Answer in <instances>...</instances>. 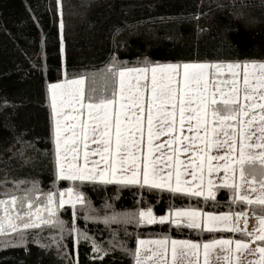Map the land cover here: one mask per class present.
Segmentation results:
<instances>
[{
  "label": "snow or ice",
  "instance_id": "6c2138e0",
  "mask_svg": "<svg viewBox=\"0 0 264 264\" xmlns=\"http://www.w3.org/2000/svg\"><path fill=\"white\" fill-rule=\"evenodd\" d=\"M55 3L59 10L61 0ZM59 28L63 56L62 19ZM222 39L231 43L227 33ZM137 63L127 66L113 54L100 73L101 87L95 77L69 73L67 68L62 78L47 85L52 183L71 182L72 186L59 190L57 203L56 192L43 190L35 180H16L11 187L6 179L0 181V235L23 240L27 230L50 226L57 230L58 238L53 239L57 254L68 264H79L75 253L81 242L90 244L93 260H102L115 245L101 247L76 224V206L88 204L81 191L87 184L135 186L149 193L196 197L198 202L203 198L206 205L209 201L215 205L218 190L225 189L232 194L229 207L241 210L217 214L170 206L169 214L155 216L151 207H142L130 214H106L104 222H167L178 229L183 224L208 234L229 232L242 237H137L134 248L119 242L133 264H201V255L203 264H210L217 248L225 253V261L234 258V252L248 249L259 255L254 264H264V60L160 63L144 57ZM14 139L19 147L9 150V159L29 163L25 149L31 145L22 135ZM65 205L73 208L69 221L57 215ZM248 206L261 210L256 217L259 227L251 230ZM242 219L243 228L239 227ZM253 243L256 247L250 249Z\"/></svg>",
  "mask_w": 264,
  "mask_h": 264
},
{
  "label": "trees",
  "instance_id": "16d2710c",
  "mask_svg": "<svg viewBox=\"0 0 264 264\" xmlns=\"http://www.w3.org/2000/svg\"><path fill=\"white\" fill-rule=\"evenodd\" d=\"M225 33L230 44L222 39ZM113 54L130 67L139 66L144 57L160 63L264 60V0H61V11L55 0H0V181L6 179L11 187L16 180H35L43 190L54 192L72 186L71 182L52 183L47 85L62 78L67 68L69 73L95 77L96 86L101 87L100 73ZM20 135L31 145L25 149L31 157L27 164L16 157L9 159V150L19 147L14 138ZM81 191L88 204L76 206L77 227L101 247H115L102 260H93L90 244L81 242L75 253L79 264H133L119 242L134 248L137 237L242 238L239 233L208 234L183 224L178 229L167 222H104L106 214H130L142 207H151L158 215L170 211V206L215 213L241 210L229 207L232 194L225 189L218 190L215 205L211 201L206 205L203 198L198 202L196 197L149 193L135 186L87 184ZM248 207L249 211L255 208L256 215L261 212L259 206ZM72 212L65 205L58 216L69 221ZM56 231L50 226L29 229L23 240L0 235V264H68L67 258L57 254Z\"/></svg>",
  "mask_w": 264,
  "mask_h": 264
},
{
  "label": "rangeland",
  "instance_id": "374dc122",
  "mask_svg": "<svg viewBox=\"0 0 264 264\" xmlns=\"http://www.w3.org/2000/svg\"><path fill=\"white\" fill-rule=\"evenodd\" d=\"M60 11H61V7H60ZM163 139L164 138L161 137V140H163ZM181 159H185L183 154L181 155ZM221 175H222V173H221ZM65 196H67V193H65ZM56 199H57V203H58L59 192H56ZM58 212H59V210H58ZM58 212H57V215H58ZM169 212L170 211L166 212L165 214H169ZM153 214L155 216H159L158 214H155L154 212H153ZM165 214H162V215H165ZM43 215L46 217L47 213H43ZM257 216L258 215L254 214L252 212V210H250L248 212L247 227L249 230H251L254 226L259 227L258 220L256 219ZM239 227H241V228L244 227L243 219L240 221ZM140 239L153 240V239H157V238H140ZM176 239H179V238H176ZM225 239H227V238H225ZM149 247H151V246H149ZM255 247H256V245L254 243L249 245L250 249H254ZM224 257H225V253L221 249L217 248L211 254L210 264H254V262L257 259H259L258 254L254 253V252H249L248 249H245V250L238 252V253L234 252L233 253L234 258H230L229 261H225ZM201 264H203V256L202 255H201Z\"/></svg>",
  "mask_w": 264,
  "mask_h": 264
}]
</instances>
